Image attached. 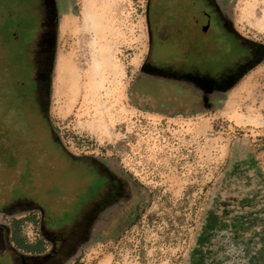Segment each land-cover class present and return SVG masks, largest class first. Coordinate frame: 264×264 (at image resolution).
I'll list each match as a JSON object with an SVG mask.
<instances>
[{
	"label": "rangeland",
	"instance_id": "374dc122",
	"mask_svg": "<svg viewBox=\"0 0 264 264\" xmlns=\"http://www.w3.org/2000/svg\"><path fill=\"white\" fill-rule=\"evenodd\" d=\"M224 2L238 30L264 44V0ZM57 3L46 115L62 149L31 105L28 43L42 0H0V222L21 219L35 240L31 203L65 218L89 171L80 160L72 168L66 150L98 158L127 185L65 264H264V60L193 107H148L147 0ZM169 39L158 58L174 59L182 39ZM238 44L213 22L207 35L194 33L195 62L219 75L240 58ZM6 236L0 226V264H13Z\"/></svg>",
	"mask_w": 264,
	"mask_h": 264
},
{
	"label": "flooded vegetation",
	"instance_id": "af4514ba",
	"mask_svg": "<svg viewBox=\"0 0 264 264\" xmlns=\"http://www.w3.org/2000/svg\"><path fill=\"white\" fill-rule=\"evenodd\" d=\"M36 11L40 13L41 21L33 32L32 41L28 43L32 65L29 79L34 86L31 105L33 108L37 106L49 124L47 136L51 142L62 149L61 141L54 134L50 119L46 115L52 86L60 8L57 0H42ZM145 13L149 51L140 79L145 91L139 95L146 100L148 107L161 104L166 111L182 108L183 105L193 107L199 98L215 89H228L264 60V44L238 30L224 0H147ZM24 17H27L26 14ZM176 18L180 21L173 29L171 25ZM201 21H204L203 24ZM213 22L229 38L238 42V45L241 44L244 50L235 64L226 67L216 76L208 70H201L193 53L194 33L197 31L202 36L207 35ZM172 33L182 39L173 40L176 45L174 59L158 58L160 46L172 43L169 39ZM24 84L22 82L23 86ZM61 153L70 157L72 168L75 161L80 160L85 165V170H89L85 177V187L78 194L76 208L74 205L70 209L65 208L68 216L57 220L50 215L48 217L43 208L31 203L34 206L28 211V215L35 216L37 209L40 212L36 216L40 237L35 240L27 239L21 230V236L25 238L24 245L21 244L22 237L17 234L18 219L0 222L7 235L8 246L15 254L13 264H65L89 239L102 214L125 197V178L109 169L101 160L88 155L75 157L66 150ZM21 202L27 201L16 200L10 204L12 206Z\"/></svg>",
	"mask_w": 264,
	"mask_h": 264
},
{
	"label": "trees",
	"instance_id": "16d2710c",
	"mask_svg": "<svg viewBox=\"0 0 264 264\" xmlns=\"http://www.w3.org/2000/svg\"><path fill=\"white\" fill-rule=\"evenodd\" d=\"M16 222H17V223H16L17 234L21 236L20 231H21V222H22V221H21V219H20V220H17ZM21 237H22L21 244L24 245V243H25V240H24V239H25V238H23V236H21ZM17 240H18V238H17Z\"/></svg>",
	"mask_w": 264,
	"mask_h": 264
}]
</instances>
